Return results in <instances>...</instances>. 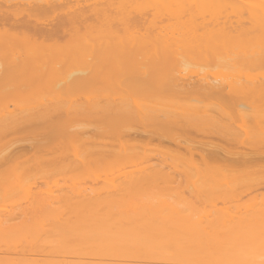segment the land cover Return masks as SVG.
Here are the masks:
<instances>
[{
	"label": "bare ground",
	"instance_id": "bare-ground-1",
	"mask_svg": "<svg viewBox=\"0 0 264 264\" xmlns=\"http://www.w3.org/2000/svg\"><path fill=\"white\" fill-rule=\"evenodd\" d=\"M243 185L264 190V0H0V264H264V194L209 198Z\"/></svg>",
	"mask_w": 264,
	"mask_h": 264
},
{
	"label": "rangeland",
	"instance_id": "rangeland-1",
	"mask_svg": "<svg viewBox=\"0 0 264 264\" xmlns=\"http://www.w3.org/2000/svg\"><path fill=\"white\" fill-rule=\"evenodd\" d=\"M195 62V61H194ZM199 62V61H198ZM197 63V62H196ZM202 63V62H201ZM201 63H199V64H201ZM193 64H195V63H193ZM179 65V67L178 66H176L175 64H174V67L173 68H175V67H178V68H176L177 70L179 69L180 71L182 70V71H184L183 69H186V71L188 70V72L190 71V73H192V72H195L197 69H198V71H197V73H205L206 71V73H209L208 74V77H210V75H211V78H208L209 80H211V81H213L212 79H214V80H216V79H220V82H221V78H222V76H221V74H216V73H218V72H220V73H222L221 71H218V72H214L213 70H214V67H213V70L212 69H210L211 68V66H208L207 68L204 66V65H192L190 62H189V64L187 63L186 65H181V64H178ZM187 65L188 66H193V68H191V67H188V69H187ZM182 67H184V68H182ZM186 67V68H185ZM204 67V68H203ZM72 68V67H71ZM197 68V69H196ZM209 68V69H208ZM74 69V68H73ZM190 69V70H189ZM200 69V70H199ZM205 69H207V70H205ZM191 70H193L192 72H191ZM212 70V71H211ZM251 70V69H250ZM259 69H257V71H258ZM256 71V70H255ZM254 69L252 70V71H250L249 72V70H248V74H253L254 75ZM187 72V73H188ZM214 72V73H213ZM214 75H213V74ZM257 73V72H256ZM195 74V73H194ZM194 74L192 73V75L194 76ZM213 76V77H212ZM220 78H219V77ZM217 80V83L219 82ZM215 82V81H214ZM213 83V82H212ZM204 104H208L207 102L206 103H204ZM210 104H208V107H211V106H209ZM77 123H79V124H77ZM76 124L77 125H79V126H82V124L84 125V123H85V121H82V120H79V122H77ZM80 123H81V125H80ZM87 123V122H86ZM24 137H26V136H20L19 138H17L18 139V141L15 143V146L16 147H18L17 146V144H19V145H24V144H26L25 143V140L27 141V139H25ZM29 141V140H28ZM15 142V141H14ZM22 143H24V144H22ZM28 143V142H27ZM154 146V145H153ZM153 148V147H152ZM155 149H157L156 151H155ZM154 151H152V149H151V151H149V153L151 152V154H149V155H151V156H154V157H156L157 155L159 156V155H161V156H163L164 154L163 153H160V151L161 150H159L158 149V147L156 148V146H154V149H153ZM159 150V151H158ZM162 152H164V151H162ZM154 155H153V154ZM165 153V152H164ZM163 154V155H162ZM157 156V157H158ZM160 157V156H159ZM6 167H3V169H5ZM89 176L90 177H92L93 176V174H89ZM102 176V178L103 177H107V176H111V175H107V174H104V175H101ZM62 177H63V175L62 174H59V172L58 171H53V170H50V171H47V172H43V171H41V170H35V169H32V170H30L28 173H27V175H25L24 176V178H25V183H27V184H29V185H38L39 187H41V189L43 190V191H46V192H48V193H50V192H52L53 194L54 193H56L55 191H56V189L57 188H60V187H62V185H63V180H62ZM112 177V176H111ZM110 177V178H111ZM86 182V186H92V184H91V181H89V180H87V181H85ZM98 182V181H97ZM100 183H98L97 184V188L98 187H104L105 185L104 184H106V186H108V184H109V182H108V184L107 183H104L103 184V182H105V181H99ZM169 186V185H168ZM168 186H163V189L161 190V191H147V192H145V193H142L143 195H145V196H156V195H164V196H171V195H173V193L170 191V189H169V187ZM108 187H110V185L108 186ZM186 189L188 190H190V186H189V184H183L182 185V187H181V190H183V193L184 194H187V191H186ZM259 193H263L264 194V190H255V189H253L252 188V186L251 185H243L242 187H239L234 193H226V194H220V195H218V196H212V197H209V198H211V199H215L214 201L216 202V199H217V204L218 203H220L219 204V206L221 205V203L222 202H220V201H222L223 200V197L219 200V197H221V196H229L230 194L231 195H241L242 197V200H244V201H248V200H251V199H253V197H254V195H257V194H259ZM230 195V196H231ZM215 197V198H214ZM219 201V202H218Z\"/></svg>",
	"mask_w": 264,
	"mask_h": 264
}]
</instances>
